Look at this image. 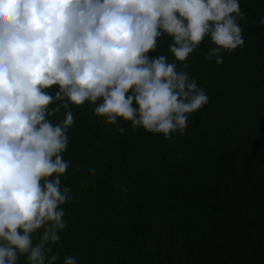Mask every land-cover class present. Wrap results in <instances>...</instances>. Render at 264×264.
Segmentation results:
<instances>
[{"label": "clouds", "instance_id": "clouds-1", "mask_svg": "<svg viewBox=\"0 0 264 264\" xmlns=\"http://www.w3.org/2000/svg\"><path fill=\"white\" fill-rule=\"evenodd\" d=\"M246 16L239 0H0V264H57L72 108L175 142L209 102L188 57L208 38L204 59L222 64L244 44ZM165 36L172 61L149 55Z\"/></svg>", "mask_w": 264, "mask_h": 264}, {"label": "trees", "instance_id": "trees-1", "mask_svg": "<svg viewBox=\"0 0 264 264\" xmlns=\"http://www.w3.org/2000/svg\"><path fill=\"white\" fill-rule=\"evenodd\" d=\"M239 2L244 44L217 65L204 59L205 38L186 61L209 102L175 142L130 122L105 125L87 103L72 108L62 184L73 200L62 206L57 264L67 255L77 264H264V0ZM170 42L160 38L149 55L172 61Z\"/></svg>", "mask_w": 264, "mask_h": 264}]
</instances>
